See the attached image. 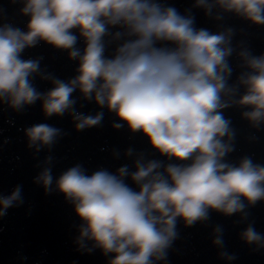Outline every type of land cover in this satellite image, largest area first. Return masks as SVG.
Masks as SVG:
<instances>
[{
	"label": "clouds",
	"instance_id": "1",
	"mask_svg": "<svg viewBox=\"0 0 264 264\" xmlns=\"http://www.w3.org/2000/svg\"><path fill=\"white\" fill-rule=\"evenodd\" d=\"M215 4L264 25V0H215ZM196 5L211 14L213 4L208 0H196ZM20 11L29 17L27 31L0 25V98L16 110L42 100L49 117L71 109L76 128L82 130L98 125L104 114L75 111L72 94L79 88L86 100L106 105L133 132L147 136L162 155L191 161L169 164L161 172V162L137 160L131 179L138 191L123 179L129 175L126 165L118 174L101 169L91 175L77 165L59 176L58 190L74 203L84 222L81 238L113 253L111 264L166 259V250L178 236L177 217L189 226L210 219L209 209L226 216L240 212L247 218L248 205L264 200V165L250 157L239 165L224 160L234 148L223 137L229 141L235 137L221 111L230 106L224 96L236 92L228 84L233 71L228 62L234 51L232 29L219 33L198 29L193 16L159 0H23ZM109 26H120L132 37L111 58L105 56L103 39ZM74 29L84 39L82 52L76 47ZM123 35L115 33L116 38ZM38 40L70 50V58L79 59V74L67 82L45 75L54 87L44 93L30 79L40 72L39 60L21 58L23 50ZM239 55L249 71L239 77L246 91L236 103L249 106L244 116L258 125L264 120V55L253 56L246 49ZM60 131L39 123L27 129V136L32 144L50 146ZM37 181L51 191V169L45 168ZM21 193L22 186L17 185L10 195H0V217L14 202H23ZM253 224L242 238L264 245V234ZM215 232L213 242L223 247V226L217 224ZM221 255L236 258L227 251Z\"/></svg>",
	"mask_w": 264,
	"mask_h": 264
},
{
	"label": "water",
	"instance_id": "2",
	"mask_svg": "<svg viewBox=\"0 0 264 264\" xmlns=\"http://www.w3.org/2000/svg\"><path fill=\"white\" fill-rule=\"evenodd\" d=\"M159 2L175 7L182 15L193 16L198 29L212 33L233 30L231 47L234 51L228 57L233 71L228 84L236 92L224 96L230 106L221 111L230 120L235 137L231 141L228 136L223 137L234 148L224 160L239 165L241 159L250 157L254 163L264 165V120L254 125L244 116L251 108L236 103L246 91L239 77L249 71L239 53L246 49L253 56L264 55V25L225 11L215 4V0H208L213 4L210 15L205 8L196 5V0ZM22 7L23 0H0V25L9 23L27 31L29 17L21 13ZM117 31L124 35L116 38ZM73 33L78 37L76 47L82 52L84 39L78 29ZM131 38L126 29L109 26V33L103 38L105 56L113 57L116 48ZM69 51L43 40L23 50L22 59L39 60L40 72L30 77L39 92L54 87L53 80L44 79L45 75L67 82L79 74V59L70 58ZM72 98L76 101V112L92 116L103 112L102 121L81 130L76 128L78 121L71 109L62 116L49 117L43 111L42 100L16 110L0 98V195H10L17 185H21L23 201L14 202L6 209L7 214L0 217V264H111L113 253H105L94 241L81 238L84 222L77 216L74 203L58 190L56 180L59 176L77 165L89 175L101 169L118 174V169L126 165L129 175L123 179L138 191V185L131 179L137 160L142 163L159 161L162 167L158 171L161 172L169 164L191 162L162 155L151 146L147 136L140 131L133 132L106 105L101 107L94 98L86 100L79 88L73 92ZM39 123L61 130L52 145L32 144L29 140L27 129ZM117 124L122 126L116 127ZM45 168H50L53 176L51 191L37 181ZM245 211L249 213L247 218L240 212L226 216L209 209L210 219L197 221L192 226L177 217L178 236L166 250V259L153 257L152 264H264V245L248 243L241 236L253 222L257 232L264 234V200L254 206L248 205ZM217 224L224 228L223 247L213 242ZM224 251L236 258L230 260L222 256Z\"/></svg>",
	"mask_w": 264,
	"mask_h": 264
}]
</instances>
